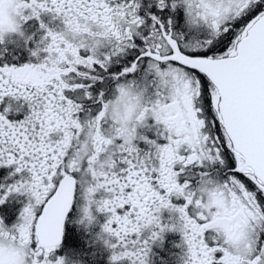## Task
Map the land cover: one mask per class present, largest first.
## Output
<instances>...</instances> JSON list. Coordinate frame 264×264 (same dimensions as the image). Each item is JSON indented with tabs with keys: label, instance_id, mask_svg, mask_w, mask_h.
<instances>
[{
	"label": "snow or ice",
	"instance_id": "1",
	"mask_svg": "<svg viewBox=\"0 0 264 264\" xmlns=\"http://www.w3.org/2000/svg\"><path fill=\"white\" fill-rule=\"evenodd\" d=\"M0 264H264V0H0Z\"/></svg>",
	"mask_w": 264,
	"mask_h": 264
}]
</instances>
